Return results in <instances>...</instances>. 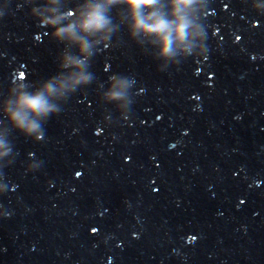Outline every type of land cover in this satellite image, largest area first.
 Returning a JSON list of instances; mask_svg holds the SVG:
<instances>
[{
  "label": "water",
  "instance_id": "1",
  "mask_svg": "<svg viewBox=\"0 0 264 264\" xmlns=\"http://www.w3.org/2000/svg\"><path fill=\"white\" fill-rule=\"evenodd\" d=\"M151 11L0 0V264H264V0Z\"/></svg>",
  "mask_w": 264,
  "mask_h": 264
},
{
  "label": "clouds",
  "instance_id": "2",
  "mask_svg": "<svg viewBox=\"0 0 264 264\" xmlns=\"http://www.w3.org/2000/svg\"><path fill=\"white\" fill-rule=\"evenodd\" d=\"M109 3L114 0H108ZM189 0H173L178 12L180 8L186 6ZM131 12L134 32H141L145 35H155L159 38L162 44L161 54L168 55L170 46L172 44V33H175V40L180 41L183 36V29L186 25L181 20H177L176 26L166 22L157 11L148 12L147 15H142V10L151 9L157 4V0H122ZM108 23L104 11L101 6L97 5L92 8L81 24V28L86 32H98L105 28ZM66 30H61L58 34H63ZM86 50V46H82L81 51ZM50 88L45 89V93H49ZM19 111L13 113L12 118L18 124L24 125L26 123V112L44 114L49 111L46 96L44 93L36 96L23 95L17 101ZM27 128L31 131L34 125L28 124Z\"/></svg>",
  "mask_w": 264,
  "mask_h": 264
}]
</instances>
